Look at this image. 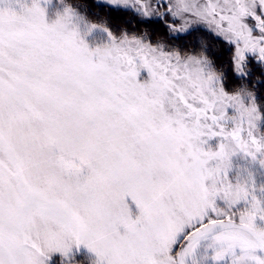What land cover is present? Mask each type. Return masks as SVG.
<instances>
[{"label":"snow or ice","instance_id":"1","mask_svg":"<svg viewBox=\"0 0 264 264\" xmlns=\"http://www.w3.org/2000/svg\"><path fill=\"white\" fill-rule=\"evenodd\" d=\"M15 2L0 7V264H70L73 244L96 264H264V198L232 175L233 157L264 166V0H87L109 14L87 24L107 33L95 48L73 7L48 23ZM129 12L146 32L121 28ZM201 33L206 56L185 55Z\"/></svg>","mask_w":264,"mask_h":264},{"label":"rangeland","instance_id":"2","mask_svg":"<svg viewBox=\"0 0 264 264\" xmlns=\"http://www.w3.org/2000/svg\"><path fill=\"white\" fill-rule=\"evenodd\" d=\"M22 2L26 3L28 6H31L32 4V0H22ZM38 3L40 7L45 9V19L48 23L54 22L58 18V15L63 14L65 7L70 6L66 3V0H38ZM134 3L135 0H130V6ZM9 6L17 12L21 11L20 3H16L15 0H0V7ZM224 6L226 7L227 5L225 4ZM80 11L76 10L77 15L81 17V20L74 17L73 24L70 25V27H72L73 25L76 27L80 37L85 41V43H87L89 48H95L108 42L107 33L102 28L96 27L92 28L89 31L87 24L90 25L95 22L90 17L88 19L85 17V15H83V13L85 12L84 9L80 8ZM185 55L193 56L195 55V53L186 51ZM202 55L196 54L195 56L205 57ZM144 74L146 75V70L144 71ZM260 127L263 128V119L260 122ZM233 161V177L238 178L241 181H245L249 180L251 176L254 175L257 187V195L261 198H264V191H261V189H264V166H261L258 162L253 163L251 160H245L239 157H233ZM125 201L126 203H128L133 217H135V215L139 213V209L136 203L132 200L130 196L126 197ZM256 223L258 224V226L264 227V221L257 219ZM207 243V241L203 242L199 250L200 255H203L205 253L206 249L204 245ZM207 252L210 253L211 250L208 249ZM97 259L98 257L96 253L89 249L86 245H72L70 252V264H96ZM45 264H69V261H65L59 253H53L50 254V258H46ZM204 264H213V262L209 259L204 261ZM218 264H230V261L226 258L224 261L218 262Z\"/></svg>","mask_w":264,"mask_h":264},{"label":"trees","instance_id":"3","mask_svg":"<svg viewBox=\"0 0 264 264\" xmlns=\"http://www.w3.org/2000/svg\"><path fill=\"white\" fill-rule=\"evenodd\" d=\"M66 3L69 4L71 7H73L75 10H79L81 9H85L86 8V4H87V0H66ZM79 5V7H78ZM81 12V11H80ZM83 13V12H82ZM83 15H85L86 18L89 19V17L95 22V23H103L106 19V17L109 15L107 12L105 13H101L100 16H97L96 14L92 13V12H87L85 11L83 13ZM126 18L128 20L131 21L130 24H123L121 23V28L122 29H128V30H133L136 29V20L134 18V15L132 12L127 13ZM109 23L111 24L112 21L109 20ZM137 31L144 33L146 32L145 26L144 25H140L138 29H136ZM201 38H202V43L199 47L193 49L191 45H189V47L187 49L184 50V54L186 51H190V52H194L195 55L196 54H203L202 56H206V52L204 51V45H209L211 46L213 41H212V37L210 34L208 33H201L200 34ZM175 51V49H173ZM264 79V76H262L259 72H256L254 74V80H262ZM246 90L247 91H252V87L251 86H246ZM263 128H264V119H263ZM264 197V194H263Z\"/></svg>","mask_w":264,"mask_h":264}]
</instances>
